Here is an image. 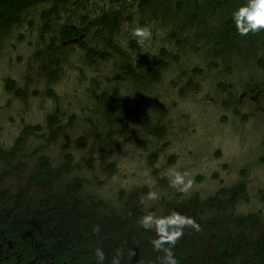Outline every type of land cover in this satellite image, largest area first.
Returning a JSON list of instances; mask_svg holds the SVG:
<instances>
[{"label": "flooded vegetation", "instance_id": "obj_1", "mask_svg": "<svg viewBox=\"0 0 264 264\" xmlns=\"http://www.w3.org/2000/svg\"><path fill=\"white\" fill-rule=\"evenodd\" d=\"M245 3L0 0V136L15 132L0 138V264H97L98 248L103 264H164L138 222L172 211L200 225L178 264H264V31L237 34ZM137 25L153 28L147 50ZM36 97L53 103L43 123Z\"/></svg>", "mask_w": 264, "mask_h": 264}, {"label": "clouds", "instance_id": "obj_2", "mask_svg": "<svg viewBox=\"0 0 264 264\" xmlns=\"http://www.w3.org/2000/svg\"><path fill=\"white\" fill-rule=\"evenodd\" d=\"M231 18L235 30L240 36H248L249 34L264 31V0H246L244 5L232 13ZM160 34L161 32L157 30V35ZM129 35L135 39L138 45L147 50L153 40V28L150 25H137L130 29ZM151 54L155 56V49H153ZM134 59L137 60V56ZM168 176L169 187L182 194L188 193L193 188L194 181L189 178L187 172L170 169ZM147 199H158L157 193L150 191L147 194ZM138 223L143 229L155 232L156 238L151 243L156 251L164 253V264H178L172 249L184 236L186 227L197 232L200 231V225L193 218L181 215L176 211H172L166 216H156L153 213H149L144 215ZM95 255L97 264H103L105 260L104 251L98 248ZM111 264H121V258L119 256L114 257Z\"/></svg>", "mask_w": 264, "mask_h": 264}, {"label": "rangeland", "instance_id": "obj_3", "mask_svg": "<svg viewBox=\"0 0 264 264\" xmlns=\"http://www.w3.org/2000/svg\"><path fill=\"white\" fill-rule=\"evenodd\" d=\"M251 51H250V53H249V57L250 56H253V58H249L248 59V62H250L251 64H254V58H255V53H257V54H261L262 52L260 51V50H257L256 48L255 49H253L252 47H251V49H250ZM10 65H8V64H3V67L0 69V73H2V72H6V71H8V72H11L12 71V68H11V70H10V67H9ZM13 72H14V74H18V78H19V80H21L22 79V74H23V68L22 67H16V68H14V70H13ZM242 78L244 79V78H246V75L245 74H243L242 75ZM69 87V86H68ZM212 88V86H206V88ZM3 95H6V93H3L2 92V90L0 89V97H2ZM70 99H72L73 100V98H70ZM52 102L50 101V99H46V100H44V98H35L34 100H32V104H31V114L33 113L34 114V116H35V119L39 122V123H43L44 122V119H45V117H46V114L50 111V109H51V107H52ZM24 108H25V105H24V103L23 102H21V103H17L16 105H14V109H16V110H18V111H21V110H24ZM73 109H76V107L74 106V107H72ZM15 134V132H13V133H10V132H7V134L6 135H4V136H0V138H2L1 140H3V141H10L11 140V138L13 137V135ZM250 137V136H249ZM252 137H254V136H252ZM39 139H38V137L36 136V135H34V136H31L30 138H29V141L31 142V141H38ZM70 140L69 139H67L66 140V142H69ZM94 151V150H93ZM182 151V150H181ZM184 151V150H183ZM205 149H201V150H196V155H195V157H194V163L193 164H195V163H198L199 162V160L200 159H202V156L203 155H205ZM56 152H58V154H59V151H56ZM98 152H99V150H98ZM97 152V150L95 151V154H97L98 153ZM200 153L199 155L197 154V153ZM86 153L87 154H90L91 153V151H86ZM84 154V153H83ZM85 156H87L86 154H84ZM84 155H82V159L85 157ZM120 158H122L124 161H125V163H124V165L125 166H127V167H129L130 165L129 164H127V163H131V162H134V159L135 158H137L138 157V155L136 154V153H132L131 155H124V156H119ZM189 161V162H188ZM192 162V160H191V158L190 157H184L182 160H181V167L180 168H183V166H185L186 168H191V163ZM100 169H101V167H99Z\"/></svg>", "mask_w": 264, "mask_h": 264}]
</instances>
